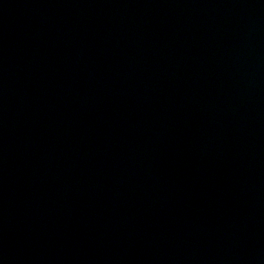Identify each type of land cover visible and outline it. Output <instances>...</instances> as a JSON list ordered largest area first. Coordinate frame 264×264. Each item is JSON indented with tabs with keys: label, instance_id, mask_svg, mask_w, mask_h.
Returning <instances> with one entry per match:
<instances>
[{
	"label": "water",
	"instance_id": "1",
	"mask_svg": "<svg viewBox=\"0 0 264 264\" xmlns=\"http://www.w3.org/2000/svg\"><path fill=\"white\" fill-rule=\"evenodd\" d=\"M0 264H264V0H0Z\"/></svg>",
	"mask_w": 264,
	"mask_h": 264
}]
</instances>
